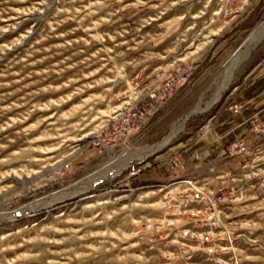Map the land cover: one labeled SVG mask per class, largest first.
<instances>
[{
	"label": "rangeland",
	"instance_id": "obj_1",
	"mask_svg": "<svg viewBox=\"0 0 264 264\" xmlns=\"http://www.w3.org/2000/svg\"><path fill=\"white\" fill-rule=\"evenodd\" d=\"M226 3L0 0V214H16L0 220V264H185L149 241L156 234L149 224L165 217L164 197L178 184L140 173L213 125L264 58L263 40L208 108L227 62L264 22V0ZM180 66L193 68L187 82L152 105L132 150L98 155L94 143L110 147L105 126L134 86L162 85ZM199 106L202 113L168 145L138 157ZM254 129L240 139L249 146L242 156L248 183L232 186L227 235L218 243L224 249L195 256L194 264H264V139L254 140ZM230 147L226 154L236 156ZM134 156L120 174L73 191L113 161Z\"/></svg>",
	"mask_w": 264,
	"mask_h": 264
},
{
	"label": "built area",
	"instance_id": "obj_2",
	"mask_svg": "<svg viewBox=\"0 0 264 264\" xmlns=\"http://www.w3.org/2000/svg\"><path fill=\"white\" fill-rule=\"evenodd\" d=\"M238 1L227 0L226 5L230 6ZM192 69V66H180L175 75L163 80L162 85L150 83L141 88V83H137L127 96L125 106L117 111L109 119L106 128H103L106 130L104 140L110 147H106L102 141L94 143L98 155L104 156L118 149L124 151V155L130 152L133 139L142 124L148 120L152 105L164 102L172 96L187 82ZM241 109V105L236 104L232 107V112L238 114ZM263 139L264 122H257L254 140ZM230 150L236 156H243L249 152V146L245 140H239L231 145ZM178 168L179 163L174 162V174ZM59 175H62V172ZM174 182L178 184L174 190L176 193L171 190L164 197L162 209L165 211V217L157 220L159 222L156 226H148L149 230L156 232L149 241L151 249L160 251L165 258L185 260V264H194L191 261L195 256L212 257L224 249L219 247L218 243L227 235L224 222L227 218L225 206L230 203L231 194L235 189L229 185L217 190H207L194 181Z\"/></svg>",
	"mask_w": 264,
	"mask_h": 264
},
{
	"label": "crops",
	"instance_id": "obj_3",
	"mask_svg": "<svg viewBox=\"0 0 264 264\" xmlns=\"http://www.w3.org/2000/svg\"><path fill=\"white\" fill-rule=\"evenodd\" d=\"M261 60L255 67L251 83L240 92V99L215 115L213 125L202 129L191 143L142 170L148 172L151 181L164 185L174 181H194L207 190L229 185L241 188L248 183L244 179L246 157L229 156L226 149L250 135L257 122H264V58ZM237 103L242 109L234 114L232 106ZM97 158L104 159L98 155ZM174 162L179 163L176 174Z\"/></svg>",
	"mask_w": 264,
	"mask_h": 264
},
{
	"label": "bare ground",
	"instance_id": "obj_4",
	"mask_svg": "<svg viewBox=\"0 0 264 264\" xmlns=\"http://www.w3.org/2000/svg\"><path fill=\"white\" fill-rule=\"evenodd\" d=\"M264 40V22L252 33V35L249 37V39L246 41L244 47L242 50L238 51L226 64V79L224 82V85L222 86L220 92L217 94L216 98L212 103L208 105V108L211 107L216 101L221 97V93L225 90L227 87L228 83H231V79L233 76L234 71L240 66L241 63L248 57V54L252 50L253 47L257 46L260 42ZM224 78V77H223ZM201 107H197L195 111H193L191 114L186 116L184 120L181 122L177 123L175 127L173 128L171 134L169 137H167L162 143L158 144L157 146H154L150 149H147L145 152L142 154L138 155V157H141L143 159L151 156L152 154L156 153L157 151L161 150L164 148L166 145H168L180 132L183 131L186 122L188 119L197 113H202ZM137 156L128 158V159H123L119 158L115 161H113L109 166L106 167L105 171L101 174H98L92 181H87L83 182L80 185H76L73 189L74 192H86L89 189H92L93 186L96 184L100 183L101 181H104L109 178H113L114 176L120 174L123 170H125L129 162ZM58 171V170H57ZM77 189V190H76ZM44 206V205H43ZM37 208H40V206H34L31 208L24 209L22 212L27 214L29 213L32 209L36 210ZM20 212V213H21ZM16 214H0V220L1 219H6V218H11L12 216H15Z\"/></svg>",
	"mask_w": 264,
	"mask_h": 264
},
{
	"label": "trees",
	"instance_id": "obj_5",
	"mask_svg": "<svg viewBox=\"0 0 264 264\" xmlns=\"http://www.w3.org/2000/svg\"><path fill=\"white\" fill-rule=\"evenodd\" d=\"M147 175H148V172H147V171H145V172L142 171V172L140 173V176H142V177H143V176H147Z\"/></svg>",
	"mask_w": 264,
	"mask_h": 264
}]
</instances>
